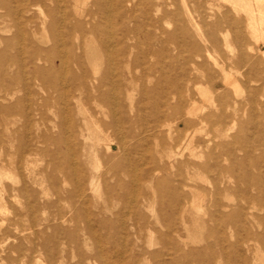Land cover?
Here are the masks:
<instances>
[{"label": "bare ground", "instance_id": "1", "mask_svg": "<svg viewBox=\"0 0 264 264\" xmlns=\"http://www.w3.org/2000/svg\"><path fill=\"white\" fill-rule=\"evenodd\" d=\"M133 1L0 0V19L9 18L16 31L14 39L19 54H28L26 59L23 57L24 60L21 59L22 61L19 63L20 70H23L19 75L23 86L28 84L25 74L28 67L31 70L30 80L35 84L39 83L41 86L51 89L58 86L59 81H62L65 86L62 84L64 87V89L61 88L62 91L58 86V96L57 98L53 96L59 106L58 115L61 118L59 122L52 123V130L56 129L57 135L54 136L47 129L40 134L39 142L55 146L56 149L48 151L46 155L49 157L50 164L61 174L60 179L63 185L67 184L69 178L74 182V188L70 195L83 199L82 218L80 217L84 224L83 230L95 239L97 237L93 230L92 220H95L103 210L108 211L109 207L104 205L103 209H99L96 214L90 213L88 208L90 201L86 199L87 192L98 194L100 189L98 186L92 189L91 185L96 179L93 175L90 176V186H86L88 174L86 167L90 161H95L93 163L95 171L100 170L97 151L102 144L105 153L110 154L113 151V146L123 153L125 164L116 166L110 160L104 174L110 173L114 178L122 173L130 174L131 183L127 189L131 196L127 201V207L131 210L130 228L132 230L141 229L143 223L140 221L143 218L140 210L148 207L149 203V197L145 194L141 195L139 190L138 183L141 178L129 170L133 161L130 160L125 138L133 132V120L128 114L129 110L126 111L125 107L121 105V100L125 102L130 100V91L127 86L128 77L122 75L123 83L119 80V78L121 79V74L118 71L120 63L116 60V57L119 56L125 59L122 62L126 64L127 60L132 58L133 50L136 48L134 42L137 41V30L129 26V23L134 20L136 12L135 6L132 5ZM240 1H247V3L233 4L228 13L231 11H234L235 14H239V11L244 12L247 16L248 29L257 39L262 40L264 48V0ZM185 3L183 5H190ZM142 4L145 18L150 26H155L158 31L157 34L149 33V39H161V36L165 35V40L163 42L160 40L164 46L178 34L183 38L193 39L185 23L183 12L177 5V0H141ZM184 7L185 10L187 9L190 23L194 22V17L189 11L190 7ZM31 8H36L42 15L40 28L36 26L37 17L31 12ZM153 12L158 15L156 19L152 17L154 16ZM228 13L225 14L227 33L228 31L233 32L235 41L239 42L245 36L240 29L242 20L241 18H232ZM114 19L118 20L115 26L112 25ZM163 23H172L173 31L167 32L162 28ZM217 26L215 24V27ZM39 31L49 37V45L46 49L37 48L32 44ZM209 37L213 41L216 40V34L213 32ZM189 43L193 49V57L189 60L193 73L190 74L185 67H182L183 76L177 80H170L166 76L165 71L170 69L171 63L163 55L166 52L165 47L162 48V46L159 51L150 50L148 47L150 52L146 51L160 57L157 64L163 74L160 73V78L157 81L161 85L157 91L143 90L144 97L154 98L156 102L148 112V117L155 126L153 133L157 136L166 134L167 139L160 138L157 158H149L153 167L146 172L142 179H149L156 186L160 198V216H165L167 212L170 213L163 222L155 218L157 224L167 227L168 230L167 233H159L156 243L163 246L162 250L168 246L169 252H162L161 249L152 250L143 252L140 256L144 257L143 261L148 259L156 261L162 256L163 260L159 264H165L164 258L166 257L170 260V264H222L223 262L232 264L230 257L232 254L236 255L235 259L233 258V263L235 261L237 264H255L253 258L257 256V245H261L264 249V230L261 233L257 231L260 226L264 228V215L261 216L255 212H264V176H260L259 173L253 174L251 170L260 171L264 168V157L261 155V152L264 151V94H260L261 102L258 105L259 108H256L258 114L255 112V108H239L238 102L230 101L223 91L224 89L218 96L210 95L208 99L206 98V105H199L191 93L193 86L197 87L204 83L209 84L210 88L214 90L219 87V81L214 76V71L209 67L208 60L222 74L220 82L222 86H231L230 88L234 89L239 82L226 70V65L224 67V64L222 65L210 54L208 56L201 55V47L194 40ZM216 46L215 44L214 47ZM237 46L238 63H245L247 67L246 71L239 76L249 79L248 82L251 84L264 85V50L261 51L260 46L258 49L249 47L250 52L246 54L240 44ZM101 56L106 57V67L102 72L99 69ZM2 60L3 50L0 51V67L3 65ZM85 60L89 63L91 70L86 69ZM141 60L143 61V59ZM229 61L233 63L232 59ZM55 62L58 64L55 65ZM144 62L146 63L145 60ZM40 63L44 66H39ZM5 73V69L0 68V76ZM56 81L58 85L53 86ZM258 87L257 85L252 93H248L245 101H257V95L261 92ZM2 88L0 90L3 95H0V102L14 94L12 90L7 91V88ZM49 96L45 97L44 103H49ZM84 99L92 101L96 105L109 107L108 121L98 120L91 113L85 115L82 103ZM19 102L21 99L18 100ZM10 109V107L0 104V111L6 112ZM33 110L38 111V108H33ZM246 110L250 113L251 120H255L252 127L261 132L256 139L253 137L249 140L247 139L249 136L246 138L242 132H235L241 119L238 112L243 114ZM164 117H175L174 125L164 124L162 121ZM136 119L140 120L141 118L136 115ZM211 122L217 128L215 131L218 133L220 142L211 138H208L206 142L198 141L199 145L197 146L200 148V153L196 154L194 140L195 134L199 130L197 126H206ZM159 126L160 130H157ZM195 127L197 129L194 130ZM192 128L193 131H191ZM110 132L118 137L111 139L108 136ZM174 133L179 135L178 138H173ZM201 143L204 144L203 147ZM235 146L241 147L243 151L241 157L236 153ZM186 149L189 150L188 156L184 153ZM119 154L121 153L119 152ZM164 172L170 173V176H160ZM200 174L213 176L209 182L211 190L206 191L192 184V180ZM232 179H235L234 182ZM202 191L209 194V202L205 207L199 196ZM115 193L114 190L110 191L111 195ZM118 194H115L116 199L121 200L123 197L125 199L126 196ZM230 194L236 197L237 202L234 206L228 203ZM139 198L141 199L138 200ZM128 211H126L127 214ZM186 213L193 214L189 220L184 216ZM178 215L179 224L176 222ZM204 216L207 218L204 219ZM190 226L207 228L206 244L202 250L190 249L186 251L187 242L179 232L181 229L189 232ZM122 228H125L124 225ZM153 231L149 230L150 233ZM231 231L234 233L229 236L228 232ZM232 237L235 238L234 244L229 242ZM153 245L152 242L148 244L149 247ZM101 256L103 258L99 252L95 257ZM137 256L133 254L132 258L136 260ZM83 260L80 259L79 264H82Z\"/></svg>", "mask_w": 264, "mask_h": 264}, {"label": "rangeland", "instance_id": "2", "mask_svg": "<svg viewBox=\"0 0 264 264\" xmlns=\"http://www.w3.org/2000/svg\"><path fill=\"white\" fill-rule=\"evenodd\" d=\"M87 1L89 2L90 0ZM181 1L177 0V5L183 12L185 23L193 39L183 38L182 35L178 34L173 40L168 41L167 44L165 43V46L160 42V40L162 42L165 40V35L161 36V39H149V33L154 32L157 34L158 31L155 26H150L145 18L141 0H134L132 3L136 8V12L135 18L129 23V26L137 30V41L134 42L136 48L133 50L132 58L127 60L126 64L122 62L125 59L119 56L116 57V60L120 63L118 71L121 74V79L119 78V80L123 83V76L128 77L127 86L130 91V100L126 102L121 100V105L125 107L126 111L129 110L128 114L133 120V132L125 138L130 160L133 161L129 170H132L141 178L138 183V186L140 185L139 190L141 195L145 194L149 197V203L148 207L140 210L143 218L140 221L143 223L141 229L132 230L130 228L131 210L127 207V201H129L131 196L127 189V186L131 183L130 174L122 173L116 178L111 177L110 173L104 174L110 160L116 166L125 164L123 153L116 146H113V151L110 154L105 153L102 144L97 151L101 168L98 172L95 171L93 167L95 161H90L86 167L88 174L85 182L86 186L89 187L91 183L90 176L93 175L96 179L91 185L92 189L96 186L100 189L98 194L87 192L86 199L90 201L88 206L90 213L96 214L99 209H103L104 205L109 207L108 211L103 210L101 214L96 216L95 220H92L93 230L97 239L83 230L84 224L81 220L83 199L70 195L74 188V182L69 178L67 179V184L63 185L60 179L61 174L50 164L49 157L46 154L48 151H54L56 149L55 146L39 142L40 134L47 129L54 136L57 135V130H52V123L59 122L61 118L58 115L59 106H57L55 98H57L59 93L58 86L61 91L65 86L62 81H59V85L56 81L53 86H58L51 89H47L39 83L35 84L30 80L31 70L29 67L25 73L28 84L23 86L19 77L23 70H20L19 63L26 59L28 54H19L20 52L16 48L14 39L16 31L9 18L0 19V51L3 50V65L0 68L6 71L4 75L0 76V89L5 87L7 91L12 90L14 93L12 96H8L6 100L0 102L1 105L11 108L6 112L0 111V264H79L80 259H84L82 264H159L163 260L162 256L156 261L148 259L147 262L143 261L144 257L140 256L141 253L160 249L162 252H169L168 246L162 250L163 246L156 243L159 233H167L168 230L167 227L157 224L155 218L163 222L169 217L170 213L167 212L165 216H160V198L156 186L149 179H142L146 172L153 167V163L150 162L149 158H157V151L160 149V138L167 139L166 134L157 136V134L153 133L155 126L148 117V112L155 106L156 102L154 98L143 96V90L157 91L161 86L157 83L161 73L160 66L157 64L160 57L149 54L150 50L159 51L165 47L166 52L163 55L171 63L170 69L166 70L165 73L170 80H177L183 76L182 67H185L190 74L193 73L189 62L191 57H193V49L189 46V42L192 43L193 40L201 47V55L208 56L210 54L222 65L224 64V67L226 65V70L239 82L237 83L238 85L236 84L237 86L234 89L230 88L231 86H222L220 83L222 74L208 60L209 67L214 71V76L219 81V87L214 90L210 88L209 84L204 83L197 87L193 86L191 93L199 105H206V98L208 99L210 95L218 96L224 89L223 91H225L230 101L238 102L239 108L256 109L257 107L259 108L258 105L261 102L260 94H264V85L251 84V82H248L249 79L247 80L244 77L242 79L239 76L246 71L247 67L245 63H238L239 51L237 45L240 44L246 54L250 52L249 47L258 49V46H260V50H264L262 40L257 39L248 29L246 14L242 11H239V14H235L234 11L228 13L232 9L233 4L243 5L247 1L187 0L186 3V0ZM184 3H189L190 5H183ZM184 6L190 7V10H188L194 17V22L190 23L187 9L185 10ZM31 9V12L37 17L36 26L40 28L42 15L36 8ZM227 13L232 18H241L240 29L245 35L243 40L236 42L233 32L228 31L227 33L228 28L225 24V14ZM152 15H154L152 16L154 19L158 17L156 12H153ZM117 21L114 19L112 25L115 26ZM215 24L218 26L215 27ZM162 28L167 32H172L174 25L172 23H163ZM212 32L216 34L215 41L209 37ZM36 37L32 44L37 48L46 49L49 45L48 35H44L39 31ZM215 44L217 45L216 47H214ZM23 57L24 59H22ZM100 58L99 69L102 72L106 67V57L101 56ZM229 59H232L233 63H230ZM85 62L86 69L91 70L87 60ZM57 64L55 62V65ZM39 66L44 65L40 63ZM257 85L261 89V92L257 95V101H245L248 93H252L257 88ZM0 92V95H3L1 90ZM48 95H50L49 103H44V99ZM19 99H21V102L18 103ZM83 101V113L86 112L85 115L91 113L98 120L108 121L109 107L96 105L86 99ZM33 108H38V111H34ZM246 112L243 114L240 111L238 112L241 119L236 126L235 132H242L244 137L247 138L249 136L247 138L249 140L253 139V137L256 139L261 132L252 127L255 120H251L248 110ZM255 112H257V109ZM136 115L141 119L137 120ZM162 121L164 124L173 126L175 117H164ZM197 127L199 130L195 134L194 140V146L196 147L194 152L196 154L200 153V148L197 146L199 145L198 141L206 142L208 138H211L218 143L220 142L218 133L215 131L217 128L212 122L206 126ZM158 129L160 130V126L157 127ZM191 131H193V128ZM174 134L173 138H178L179 135ZM108 136L111 139L118 137L112 132ZM122 136H124V133H122ZM202 145L204 146L201 143ZM235 151L240 155L239 157L243 155L241 147L235 146ZM188 152V149L184 151L186 156H188ZM261 155L264 157V151L261 152ZM155 162H157L156 159ZM226 165H228V162H226ZM251 171L253 174L259 173L260 176H264V168L260 169V171L255 169ZM167 173L164 172L160 176L169 177L170 173ZM212 177L210 174L197 175L192 180V184L206 191L211 190L209 182ZM234 180L232 179L233 182ZM232 185L234 186V184ZM111 190L127 198L125 197L124 199L123 197L118 200L115 198L116 193L110 194ZM208 195L203 191L199 194L204 207L209 202ZM228 200L231 206H234L237 202L236 197L231 194L228 195ZM97 206L99 207L97 208ZM126 211H128V214ZM255 212L261 216L264 215L263 211ZM192 215L186 213L184 216L189 220ZM206 218L207 216H204V219ZM176 222L177 224L180 223L179 215L176 216ZM123 225L125 228H122ZM149 230L153 232L150 233ZM263 230L262 226L257 229L259 233L263 232ZM179 233L182 234L183 239L187 242L186 251L190 249L202 250L205 247L206 227L193 228L190 226L189 232L181 229ZM233 233V231L228 232L229 236L230 234L233 235ZM150 242L154 244L152 247L148 246ZM229 242L234 244L235 238H230ZM257 250V256L253 258V262L255 261V264H264V249H262L261 245H257ZM99 252L103 255V258L102 256L95 257ZM133 254L138 255L136 260L132 258ZM230 255L232 264H237L235 261L233 263V258L235 259L236 255ZM180 260L183 262L182 259ZM164 263L170 264V260L166 257L164 258ZM222 264L225 263L223 262Z\"/></svg>", "mask_w": 264, "mask_h": 264}]
</instances>
